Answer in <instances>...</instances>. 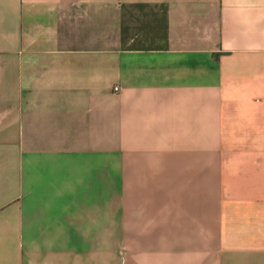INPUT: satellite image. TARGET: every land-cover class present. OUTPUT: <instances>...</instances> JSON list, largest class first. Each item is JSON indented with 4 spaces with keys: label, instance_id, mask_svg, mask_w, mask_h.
<instances>
[{
    "label": "crops",
    "instance_id": "1",
    "mask_svg": "<svg viewBox=\"0 0 264 264\" xmlns=\"http://www.w3.org/2000/svg\"><path fill=\"white\" fill-rule=\"evenodd\" d=\"M0 264H264V0H0Z\"/></svg>",
    "mask_w": 264,
    "mask_h": 264
},
{
    "label": "rangeland",
    "instance_id": "2",
    "mask_svg": "<svg viewBox=\"0 0 264 264\" xmlns=\"http://www.w3.org/2000/svg\"><path fill=\"white\" fill-rule=\"evenodd\" d=\"M110 176H109V240L110 261L114 259L112 252L118 247L117 241V220H116V186L117 177L115 169V129H110ZM104 243V242H103Z\"/></svg>",
    "mask_w": 264,
    "mask_h": 264
}]
</instances>
